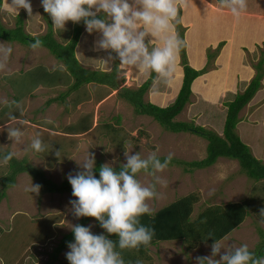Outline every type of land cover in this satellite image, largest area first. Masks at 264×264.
I'll return each mask as SVG.
<instances>
[{
	"label": "rangeland",
	"instance_id": "374dc122",
	"mask_svg": "<svg viewBox=\"0 0 264 264\" xmlns=\"http://www.w3.org/2000/svg\"><path fill=\"white\" fill-rule=\"evenodd\" d=\"M196 1L187 0L180 16L181 24L185 27L189 64H193L194 53L199 58L194 64L199 66L194 68H202L207 60V49L214 50L220 41H224V45L216 55L213 67L191 86L190 102L175 120L192 121L222 135L227 109L224 102L233 99L234 94L240 91V86L246 83L242 91L247 86L245 79L234 75L233 68L227 75L223 74L229 69L224 61L232 56L234 63L238 54L242 59L239 61L240 66H243L241 71L247 74L249 83L255 74L253 65L264 47V30L258 29L264 18L245 12L237 18L218 0H198V4ZM30 2L33 8L31 16L22 8L17 13L11 5L12 0L7 4L2 0V24L14 27L16 15L22 12L25 32L44 34L47 26L43 19L41 0ZM258 3L262 5L261 0ZM191 7L196 12L190 13ZM184 13L189 14L186 20ZM71 27V22H68L64 31L53 30L55 38L66 42ZM98 38V33L88 34L84 26L75 56L83 67L109 71L113 63L108 52L93 50V43ZM228 41L231 42L230 49L225 46ZM0 43H7L13 49L7 69L0 71V158L5 151L15 152L16 158H25L29 164L43 171L45 178L60 184L68 181V173L75 174L79 170L76 160H82L89 152L95 155L96 164L108 163L114 168L126 162L125 146L133 154L140 152L142 157L153 152L158 157H167L171 153L173 159L180 162L170 164L162 173H157L163 183L156 185L158 195L147 201L150 212L191 193L198 196L192 218L210 205L247 200L251 204L248 215L239 227L220 241L225 247L247 244L250 251L260 245L264 236V225L259 222L260 209L264 208V180L250 179L243 173L238 161L228 157H219L209 167H191L188 162L200 160L206 155L207 141L203 137L165 129L150 116L138 114L129 102L118 97L117 90L106 85L88 83L76 90H69L73 78L45 47L33 50L30 45L1 38ZM156 43L152 41V45ZM224 53L220 65L217 60L220 61L219 57ZM36 66L57 71L59 78L51 85L30 89L34 75L31 69ZM119 68V76L125 77L121 86L137 88L150 76V73L138 74L136 69H125L120 64ZM220 68H224L223 71ZM177 71L182 72L179 54L171 83L156 80L155 75L144 100L159 106L169 105L181 83V75L176 78ZM219 80L222 84L225 81L232 83L231 90L236 92L227 91L224 102L220 95L222 92L217 97L211 95L216 94L213 89L216 83L222 88ZM235 83L238 84L236 89ZM262 87L263 90L239 111L241 121L237 125V132L254 156L264 162V77ZM59 96L63 97L59 99ZM205 96L210 99L214 97V100L209 101ZM161 98L168 100L162 104L159 101ZM52 99L54 101L47 105L46 102ZM12 102L19 104L20 109ZM10 114H16V119L6 120ZM85 118L89 124L88 130L68 133V126H74ZM9 126L19 127L24 132L20 143L13 144L14 141L9 139ZM37 134L45 145L43 152H35L27 147ZM58 150L60 158L55 155ZM7 169V163L0 159V178ZM137 179L145 186L154 183L150 171L138 173ZM31 183L41 186L39 179L28 173L18 174L15 185L7 189L6 196L0 201V264H57L65 260V253L70 250L67 247L57 253L56 258L53 257L62 236L80 219L75 218L70 211L69 201L76 197L72 196V191L50 193L42 186L39 193L24 191ZM89 226L94 234L104 233L95 219L86 224V227ZM210 246L209 243H199L187 249L186 244L179 240L160 241L149 247L148 259L142 264H195L196 257L210 255Z\"/></svg>",
	"mask_w": 264,
	"mask_h": 264
},
{
	"label": "clouds",
	"instance_id": "9594fccd",
	"mask_svg": "<svg viewBox=\"0 0 264 264\" xmlns=\"http://www.w3.org/2000/svg\"><path fill=\"white\" fill-rule=\"evenodd\" d=\"M186 3L187 0H41L54 31H64L69 21L83 22L88 34H99L93 50L108 52L110 59L118 60L125 69H136L138 74L155 73V79L165 84L171 83L178 54L185 46V41L175 33L174 24L180 22L179 13ZM221 4L237 18L247 9V0H221ZM11 5L17 13L22 8L32 15L30 0H12ZM100 13L104 18H99ZM152 41L157 43L150 47ZM41 46L38 38L30 43L33 50ZM12 52L7 43H0V71L7 69ZM12 103L20 109L19 104ZM10 118L16 119L11 114ZM7 131L13 144L21 142L24 132L19 127L9 126ZM27 147L35 152L45 151L39 134ZM55 155L60 158V150ZM14 156L16 153L10 151L0 159L7 163ZM124 156L126 162L121 163L118 171L105 163L100 166L97 178L96 158L89 152L82 160H76L79 170L68 173L72 196L76 197L69 201L72 215L77 219L94 217L107 234L118 236L117 242L105 234H94L90 226L72 225L74 242H67L70 250L65 253L69 264H125L117 247L138 249L151 244L154 229L143 225L139 218L150 213L147 201L158 195L156 185L163 183L157 173L168 167L173 154L169 153L162 162L155 152L142 157L140 152L133 154L125 146ZM141 171L151 172L154 179L151 186L137 179ZM40 187L31 183L24 191L39 193ZM259 217L264 225V208L260 209ZM212 237L209 233L208 238ZM210 247V255L196 257L195 264H264V256L257 257L247 244L225 247L215 239ZM136 264L142 261L137 260Z\"/></svg>",
	"mask_w": 264,
	"mask_h": 264
},
{
	"label": "trees",
	"instance_id": "16d2710c",
	"mask_svg": "<svg viewBox=\"0 0 264 264\" xmlns=\"http://www.w3.org/2000/svg\"><path fill=\"white\" fill-rule=\"evenodd\" d=\"M258 1L259 0H247V9L244 12L249 14H260L263 11L262 6L264 0H261L262 5L260 4V6L258 5ZM196 2L198 4V0ZM5 3H9V0H5ZM218 3H221V0H218ZM1 6L2 0H0V9ZM191 8L190 13L196 12L193 7ZM180 16L181 11L178 17L179 20ZM188 16V13H184L185 20ZM99 18H104L103 13L99 14ZM43 19L46 22L47 31L41 35H32L25 32L22 12L16 15L15 26L12 28L4 26L0 19V38L8 41H17L24 45H30V43L34 41V38H38L41 41V47H45L51 55L62 63L68 71V74L73 78L69 90H76L80 86L88 83L106 85L110 89L117 90L118 97L129 102L138 114L150 116L165 129L172 132H190L206 139L207 145L205 157L200 160L188 162L191 167L198 169L209 167L213 165L219 157H228L236 159L243 173L250 179L264 180V162L254 156L250 147L241 140L236 130L237 124L240 121V118L238 117L239 111L249 103L256 92L262 87V79L264 77V47L258 61L253 65L255 74L250 79L245 89L234 94L233 99L224 102L227 109L222 135H220L214 130L195 124L192 121L175 120V118L190 102L193 81L213 67V61L219 53L221 46L224 45V41H220L212 51L207 49L206 63L200 69H196L189 64L185 42V46L182 47L179 52L180 64L183 71L180 88L176 97L169 105L159 106L150 101L144 100V95L151 85L152 80L156 75L155 73H150L148 79L137 88L121 86L125 81V77L123 75L119 76L120 68L118 60L112 59L113 65L111 69L109 71H102L83 67L76 58L75 48L83 27L85 26L83 22L77 24L69 21L71 22L72 27L67 32L68 38L66 42H61L55 38L51 18L44 9ZM174 28L175 33L185 41V27L181 24V20L179 23L174 24ZM151 46L152 44L150 47ZM226 48L230 49V46ZM226 53H224V56ZM192 56L193 64H197L199 58L196 57L197 55L194 53ZM31 72L34 75L32 77L33 82L30 85V89L38 86L51 85L57 80V78H59L57 71H49L44 66H36L31 69ZM180 75V72L177 71L176 78H179ZM175 88L176 87H174V90ZM170 95L171 93H169V96ZM62 97L63 96H59L58 98L60 99ZM17 98L18 97H16V99ZM54 99L57 100V98ZM167 100L168 99L165 98L159 99L162 104ZM52 101L54 100H48L46 104L49 105ZM15 115L16 114H13V116ZM10 119V116H7L6 120ZM88 128L89 124L87 123V118H85L82 121L80 120L78 124L74 126L70 125L66 129L68 133L76 134L84 132L88 130ZM6 153H8V151H5L4 155ZM159 158L163 162L166 157ZM179 162L180 161L178 160L172 159L170 164ZM7 165L8 169L6 174L0 178V201L6 196L7 189L15 185L17 175L23 172L39 179L41 186L44 187L47 192L72 191V186L69 181H63L60 184L52 182L45 178L43 171L29 164L25 158L18 159L14 156L13 159L7 162ZM101 165L103 164L98 162L94 169L97 178H99V169ZM115 169L118 171L120 166ZM197 201L198 196L191 193L175 199L153 213L150 212L141 216L139 218L140 222L143 225L154 229L155 234L148 247L141 245L138 249L124 250H120L117 247V251H120L125 264H136L137 260L142 261L143 263L146 258L148 259L147 253L149 247L160 241L179 240L186 244L187 249H191L199 243L212 244L215 239L220 241L240 226L251 209V204H249L247 200L241 202H228L225 205L214 204L205 207L195 218H192L193 207ZM91 219H95V221L99 223L94 217H81L75 224L86 226ZM209 233H212L214 237L208 238ZM102 234H105L109 239L118 242V236L115 234L109 235L106 233V230H104V233ZM69 241L74 242V234L72 230L62 236L60 242L54 249V258H56L57 253L68 247L67 242ZM251 252L255 253L257 257L264 256V236L260 245H257ZM57 264H69V261L65 257V260L58 262Z\"/></svg>",
	"mask_w": 264,
	"mask_h": 264
},
{
	"label": "crops",
	"instance_id": "0c3cea01",
	"mask_svg": "<svg viewBox=\"0 0 264 264\" xmlns=\"http://www.w3.org/2000/svg\"><path fill=\"white\" fill-rule=\"evenodd\" d=\"M262 9H263V11H264V1H263V6H262ZM261 12L260 14H253V15H258V17H260V16H262L263 18H264V12ZM259 24V23H258ZM261 26H258V29H262V30H264V21H262L261 23ZM95 34V33H94ZM99 35V34H98ZM95 38H96V35H95ZM230 41H228L226 44H225V46L226 47H228V46H230ZM238 45V44H237ZM239 46L240 47H242V44H239ZM222 55V54H221ZM220 55V61L219 60H217L218 62L217 63H222V60L221 59H224V55H222L221 56ZM229 55V54H228ZM222 57V58H221ZM239 61H242V59L238 56V54H237V57H236V60H235V62L233 63V57L232 56H230V58H229V56L227 57V59H225V61H224V63H226L225 65L226 66H228V68L229 69H227L223 74H225V75H227L228 74V71L231 69V68H233V70H232V72L234 73V75L236 74L238 77H240V78H242V79H245V81L247 82V84H248V78H247V74L245 75V73H244V70H242L241 71V69H242V67L243 66H240L241 64L239 63ZM191 64V63H190ZM221 65V64H220ZM191 66L192 67H197V66H199V65H194V64H191ZM197 69V68H196ZM223 69L224 68H220L219 70L220 71H223ZM216 71V69L214 70V72ZM180 74H181V81H182V76H183V71L181 72L180 71ZM204 74H206V73H204ZM214 74V73H213ZM240 75V76H239ZM200 76H202V75H200ZM200 76H198L195 80H197ZM214 76H215V74H214ZM216 78H218V77H216ZM220 79V78H219ZM195 80L193 81V83L195 82ZM217 80V79H216ZM220 80H222V79H220ZM218 81L221 85H223L222 86V88H220V86L216 83V85H215V87H213V89L215 88V91H216V94H211V95H214V96H219V93L220 92H222V94L220 93V95L223 97V101L222 102H224V97H225V94H226V92L227 91H230V92H232V83H227L226 81H225V83H221V81ZM180 81V82H181ZM228 81V80H227ZM222 82H224V81H222ZM229 82V81H228ZM193 83H192V86H193ZM180 85H181V83H180ZM180 85H179V87L177 88V91L176 92H178V90H179V88H180ZM236 85L238 86V84L237 83H235V89H236ZM246 85V83L244 84V86ZM244 86H240V91H242V89H243V87ZM263 88V87H262ZM260 89V90H258L257 92H256V94L254 95V96H256L258 93H260V91L261 90H263V89ZM219 89V90H218ZM217 90L219 91L218 93H217ZM233 94L234 93H236V92H232ZM208 96H205V98L206 99H208L209 101L210 100H212L213 98H211L210 99V97H208ZM212 97V96H211ZM253 99V98H252ZM214 100V99H213ZM161 105V104H160ZM164 106V105H163ZM224 107V106H223ZM241 117V116H240ZM239 117V118H240ZM241 121V120H240ZM239 121V122H240ZM238 122V123H239ZM238 125V124H237ZM236 130H237V127H236Z\"/></svg>",
	"mask_w": 264,
	"mask_h": 264
}]
</instances>
